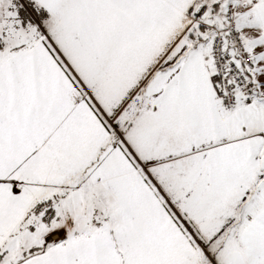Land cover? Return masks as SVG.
<instances>
[{"label": "snow or ice", "instance_id": "obj_1", "mask_svg": "<svg viewBox=\"0 0 264 264\" xmlns=\"http://www.w3.org/2000/svg\"><path fill=\"white\" fill-rule=\"evenodd\" d=\"M0 264H264V0H0Z\"/></svg>", "mask_w": 264, "mask_h": 264}]
</instances>
